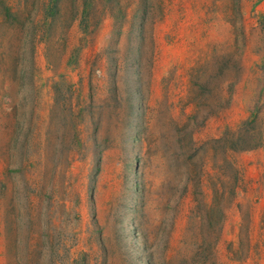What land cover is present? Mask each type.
Masks as SVG:
<instances>
[{
    "label": "rangeland",
    "instance_id": "obj_1",
    "mask_svg": "<svg viewBox=\"0 0 264 264\" xmlns=\"http://www.w3.org/2000/svg\"><path fill=\"white\" fill-rule=\"evenodd\" d=\"M0 264H264V0H0Z\"/></svg>",
    "mask_w": 264,
    "mask_h": 264
}]
</instances>
